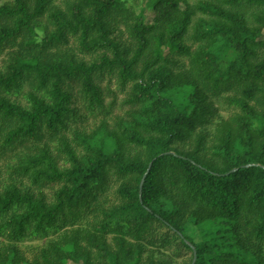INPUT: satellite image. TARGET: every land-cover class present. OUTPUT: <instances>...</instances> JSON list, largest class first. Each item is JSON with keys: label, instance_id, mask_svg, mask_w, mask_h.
I'll return each instance as SVG.
<instances>
[{"label": "trees", "instance_id": "trees-1", "mask_svg": "<svg viewBox=\"0 0 264 264\" xmlns=\"http://www.w3.org/2000/svg\"><path fill=\"white\" fill-rule=\"evenodd\" d=\"M139 1L0 0V264H264V0Z\"/></svg>", "mask_w": 264, "mask_h": 264}, {"label": "rangeland", "instance_id": "rangeland-1", "mask_svg": "<svg viewBox=\"0 0 264 264\" xmlns=\"http://www.w3.org/2000/svg\"><path fill=\"white\" fill-rule=\"evenodd\" d=\"M190 1H193V0H190ZM130 4L133 5V7H135L136 9H138L142 5V3L139 0H130ZM0 63H1V58H0ZM106 82H107L106 79L102 80L101 84H102L103 87L105 86ZM109 88L110 89H108V90L106 88H104L105 101L106 102L110 101L115 95L114 98H116V102H115L116 104L113 107V109H114L113 110V112H114L113 114L120 113V112H122V108H123V107L120 106V102H121V99H122V94H119V91L116 90V87H115V85L113 83L109 84ZM220 108H221L220 109V113L223 116L227 117L229 115V113H230V107H228L224 103H221L220 104ZM94 121L95 120H93V119H89L86 127L92 128L94 126ZM38 243H40V242L36 241V240H26V241L20 243V246L24 250V252L26 254H28L29 251L32 248V245H35V244H38Z\"/></svg>", "mask_w": 264, "mask_h": 264}]
</instances>
